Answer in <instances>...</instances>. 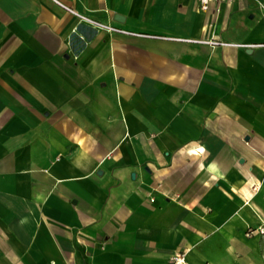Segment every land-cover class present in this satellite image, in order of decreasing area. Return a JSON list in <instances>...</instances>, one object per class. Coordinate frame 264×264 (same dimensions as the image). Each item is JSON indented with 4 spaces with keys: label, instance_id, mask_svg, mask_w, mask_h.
I'll list each match as a JSON object with an SVG mask.
<instances>
[{
    "label": "crops",
    "instance_id": "1",
    "mask_svg": "<svg viewBox=\"0 0 264 264\" xmlns=\"http://www.w3.org/2000/svg\"><path fill=\"white\" fill-rule=\"evenodd\" d=\"M262 227L264 0H0V264H245Z\"/></svg>",
    "mask_w": 264,
    "mask_h": 264
},
{
    "label": "built area",
    "instance_id": "2",
    "mask_svg": "<svg viewBox=\"0 0 264 264\" xmlns=\"http://www.w3.org/2000/svg\"><path fill=\"white\" fill-rule=\"evenodd\" d=\"M200 2H201V6L203 7V8H208V6H209V3H210V0H200ZM68 7V6H67ZM78 13V12H77ZM78 15L79 16H81L82 18H84V19H87V20H89V21H92V22H94V23H97V24H100L98 21H96V20H93V19H91V18H89V17H87V16H85V15H83V14H80V13H78ZM104 27H107L108 29H110V30H121L120 28H118V27H115V26H112V25H105V24H102ZM260 229V231L262 232V233H264V227H262V228H259ZM250 232V231H249ZM176 261H182L183 260V256H181V255H178L176 258Z\"/></svg>",
    "mask_w": 264,
    "mask_h": 264
},
{
    "label": "rangeland",
    "instance_id": "3",
    "mask_svg": "<svg viewBox=\"0 0 264 264\" xmlns=\"http://www.w3.org/2000/svg\"><path fill=\"white\" fill-rule=\"evenodd\" d=\"M244 262L245 264H264V247L258 253L252 252L251 259H247Z\"/></svg>",
    "mask_w": 264,
    "mask_h": 264
}]
</instances>
